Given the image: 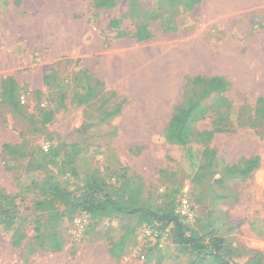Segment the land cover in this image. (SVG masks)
<instances>
[{"label": "rangeland", "instance_id": "374dc122", "mask_svg": "<svg viewBox=\"0 0 264 264\" xmlns=\"http://www.w3.org/2000/svg\"><path fill=\"white\" fill-rule=\"evenodd\" d=\"M109 1L66 3L74 13L86 9L93 34L97 12L110 8L114 0ZM160 1V20L151 21L150 39L139 41L134 28L147 22L141 12L154 9L158 0H117L119 12L131 10L119 19L124 28L110 38L129 35L130 44L144 53L127 67L133 81L128 86L102 87L96 95L84 87L90 107L79 108L78 87L64 95L62 73L56 72L48 102L36 95V110L21 104L24 119L12 128L15 133L6 134L16 144L0 149V258L5 263L264 264V0H255L237 20L235 14L203 10L194 27L192 14L180 12L178 1ZM199 76L219 77L224 87L197 103L182 147L166 136L163 123L186 101L195 102L200 87L192 80ZM64 97L70 107L64 108ZM46 113L52 115L49 124L43 123ZM255 158L257 167L248 176L227 177ZM123 175L141 181L139 195H129V202L155 212L173 210L191 240L188 246L170 228L113 214L90 218L68 207L86 183L114 185ZM46 185L64 194L54 203L55 213L63 214L56 229L49 223L55 213L38 208ZM184 206L191 222L181 214ZM55 238L66 252L52 251Z\"/></svg>", "mask_w": 264, "mask_h": 264}, {"label": "crops", "instance_id": "0c3cea01", "mask_svg": "<svg viewBox=\"0 0 264 264\" xmlns=\"http://www.w3.org/2000/svg\"><path fill=\"white\" fill-rule=\"evenodd\" d=\"M25 1L0 0V149L14 143L6 134L15 133L12 128L16 130L14 127L23 121L26 107L21 104L36 110L34 96L45 95L43 101L49 99L51 88L56 84L55 77H58L56 72L62 73L66 87L64 95L70 96L71 90L78 87V107L84 108L90 105L85 104L88 101L84 102V87L89 95H96L102 87L111 89L120 82L128 86L133 81L128 79L127 67L144 57V53L139 52L140 48L130 44L129 35L115 40L110 38L114 32L124 28L119 19L122 14H130V6L126 12H119L117 0H114L110 8H99L98 20L91 27L94 33L90 34L86 9L82 12L77 9L74 13L66 0H50L48 4L46 0H30V4H25ZM177 1L182 8L180 12L192 14L191 27L199 24L200 18L196 19L195 15L203 10L208 14L219 12L228 17L235 14L236 17L252 10L255 5V0H191L185 5L183 0ZM42 2L45 4H40ZM156 4L154 9H143L141 14L147 16V22L135 27L133 34L143 29L150 35L151 21H159L158 17L162 14L161 1ZM115 10L117 14L112 20L106 23L100 21L104 15ZM63 102L64 108L71 106L70 100L67 105L66 97ZM92 103L95 101L92 100ZM169 122H164V126ZM61 251L66 252L65 245Z\"/></svg>", "mask_w": 264, "mask_h": 264}, {"label": "trees", "instance_id": "16d2710c", "mask_svg": "<svg viewBox=\"0 0 264 264\" xmlns=\"http://www.w3.org/2000/svg\"><path fill=\"white\" fill-rule=\"evenodd\" d=\"M197 0H194L196 2ZM111 2V0L109 1ZM112 6V3H109ZM110 6V5H109ZM110 6V7H111ZM148 32L138 29L136 31V38L139 41L147 40L149 38ZM194 86L200 87L199 95L195 102L186 101L181 107L176 108L166 130V136L172 140L173 143L185 147L188 144L186 133L187 124L195 110L198 108L197 103L210 97L213 93H218L223 90V82L219 77H195L192 80ZM43 123L47 124L52 120L50 113L44 114ZM9 146H4V149ZM10 148V147H9ZM16 152L15 148H11ZM257 167V159H252L246 165L237 171H233L227 175L229 179H243L248 176ZM114 185H97L94 179L91 183H86L79 189V195L73 201L68 203L71 210H78L92 217L99 215H116L132 217L137 219V224L149 226L156 225L162 229L170 228V232L174 234L176 240L188 246L191 242L189 238H185L182 234L183 226L180 225L179 220L173 213V210L168 212H155L148 208L137 207L135 202H129V195H139L141 181L137 176L119 177ZM135 185H132V184ZM46 195L38 203V208L41 212H57L54 203L63 198L64 194L55 185H46ZM3 201V199H1ZM62 213H55L54 217L50 220L51 229H56L62 220ZM52 251L62 250L63 243L61 244L57 238L54 240Z\"/></svg>", "mask_w": 264, "mask_h": 264}, {"label": "built area", "instance_id": "2783aa9c", "mask_svg": "<svg viewBox=\"0 0 264 264\" xmlns=\"http://www.w3.org/2000/svg\"><path fill=\"white\" fill-rule=\"evenodd\" d=\"M23 103V102H21ZM46 149V148H45ZM181 214L182 216L186 219V221L191 222L192 219V215L189 213V211L187 210V206H184L181 210ZM0 264H7L5 263L1 258H0Z\"/></svg>", "mask_w": 264, "mask_h": 264}]
</instances>
